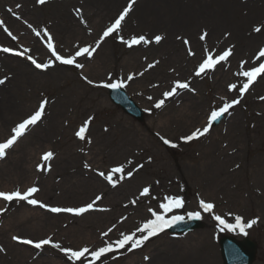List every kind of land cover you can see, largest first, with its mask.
<instances>
[{"label": "rangeland", "instance_id": "rangeland-1", "mask_svg": "<svg viewBox=\"0 0 264 264\" xmlns=\"http://www.w3.org/2000/svg\"><path fill=\"white\" fill-rule=\"evenodd\" d=\"M140 1L136 0L134 7ZM158 1L161 3L154 8V11H159L158 18L178 16L179 20L191 26V22L195 21L194 35L190 36L184 28L185 23L176 27L171 24L175 31L169 36L166 21H155L148 16L140 21L137 14L128 15L120 32L105 38L91 58L86 55L76 58L77 63L84 65L83 68H76L55 60L47 48L44 29L51 34L56 52L65 57L71 56L79 47H95L96 41L129 0H116L117 5L113 7H107V0H46L43 5L36 0H0V21H3L0 25V49L8 47L23 51L27 48L30 51L26 55H31L32 48L23 36L27 32L26 38H37L42 52L39 57L31 56L38 63L53 61L51 67L37 69L26 56H13L0 51V79L5 80L0 85V118L5 115V109H13L6 127H0V142L10 136V130L17 123L36 110L42 99L48 100L41 121L31 126L0 159V167L4 165L5 169L13 171L1 178L0 191L17 188L24 191L30 186L28 181L34 179L32 185L35 183L39 191L32 198L51 207H82L96 201L88 213L90 217L73 221L70 220L71 213H52L25 201L6 202L0 199V209H4L0 212V248L4 249L0 255L6 259L0 264H71L63 253L50 245L35 249L31 245L12 242L11 237L34 241L51 237L62 247L95 250L105 246L106 242L120 238L121 233L131 234L147 219L153 218L149 208L166 218L173 215L185 217L190 211H201V219L206 225L200 231L179 237L163 233L132 251H128L130 246H126L115 254L102 257L96 264H148L152 259L153 264H223L218 246L221 235L242 239L244 233L239 230L222 231L213 215H220L229 223H235L237 215L245 223L256 219L257 223L246 229L247 234L244 235L259 243L255 264H264V73L257 77L243 97H240L239 88L246 78L238 74L242 63L247 70L264 62V58L256 60L258 51L264 48V0H208V4L203 2L204 6H200L197 0ZM195 9L199 16L189 21L191 11ZM225 9L228 12L222 14ZM17 16L20 18L17 19ZM28 24L41 35L37 36ZM257 26L262 28L260 33L253 31ZM5 27L16 39L4 31ZM204 31L208 33L206 40L201 41V47L195 48L193 38L199 41ZM118 35L124 39L134 35H145L150 39L162 35L164 39L160 44L153 42L128 48L120 42ZM183 39L190 43L185 45ZM229 47L233 51L227 61L201 76L195 75L206 49L216 56ZM189 48L194 55H188ZM149 64L155 66L148 68ZM129 75L133 76L130 81L127 80ZM84 77L93 83L89 84ZM109 77L111 82L126 81L122 88L145 111L144 123L128 117L110 102L109 88L98 86L102 82H110ZM176 80L188 82L194 91L178 89L170 103H166L161 110L156 108L155 103L164 99L162 94L169 91ZM230 84H236L237 88L229 91ZM233 99H240V103L229 109L218 127H211L206 135L190 142L181 139L196 128H203L213 109ZM88 117L93 119L86 139L82 141L74 133ZM171 118L175 120H171L174 123L167 127L168 131L160 129L162 123ZM114 122L119 124V131L126 130L125 135L115 132ZM130 133H136L134 142L120 145V140L129 139ZM36 134H41L42 138L33 147L30 145L28 157L22 158V150ZM161 137L177 146L165 144ZM48 151L54 153L52 161L56 157H66L60 165L62 168L51 175L53 179L57 177V182L63 183L65 178L81 176L82 182H85V185L82 182L79 185L80 192L71 193L73 197L63 194L60 195L63 199L56 197L55 193L59 194L64 189L62 185L51 189L48 196L44 192L41 182L48 184L50 176L44 173L42 156ZM158 155L165 156L166 165L157 158ZM20 157L21 167L11 168ZM85 163L90 167L85 168ZM120 164L125 166L126 172L141 164L143 167L134 171L131 177L137 183L136 190L132 194V190L126 191L127 194L119 200L116 198L118 189L129 181L119 179L120 174H116L113 179L117 182L113 187L98 173L104 171L107 175L112 167ZM38 165L41 166L39 169ZM158 167L175 170L179 180L167 177L168 174L158 170ZM25 172L29 176L25 177ZM144 187L150 189L148 196L140 194ZM106 190H109L113 201L115 198L118 201L119 211L114 213V217L110 215V220L106 219L105 223L100 222L94 227L91 223L98 222L96 214H112L116 210L107 203ZM100 194L104 195L102 201L96 200ZM173 195L183 198L184 207L164 213L159 205L166 202V196ZM64 198L69 200L64 201ZM128 198L136 199L135 203L127 205ZM200 199L215 204L213 213H205L199 208ZM100 206L102 212L98 210ZM41 217L45 220L41 223L46 224V230L38 224ZM2 230L8 231L5 236L1 235ZM77 230H80L83 240L75 243L73 238L78 236ZM140 235L137 233V237ZM9 240L13 247H7ZM153 254L158 257H153ZM145 257H150L149 262H145Z\"/></svg>", "mask_w": 264, "mask_h": 264}, {"label": "snow or ice", "instance_id": "snow-or-ice-1", "mask_svg": "<svg viewBox=\"0 0 264 264\" xmlns=\"http://www.w3.org/2000/svg\"><path fill=\"white\" fill-rule=\"evenodd\" d=\"M36 2L40 5H43L46 3V0H36ZM135 3L136 0H129L127 6L124 7L123 10L117 16V18L107 26V28L104 30L103 34L101 35L100 39L96 41L95 47L92 46L79 47L78 50L73 55L65 57L56 52L51 34L48 32L47 29H44L43 34L47 39V48L51 51L52 55L55 57V60L59 61L61 64L74 65L76 68H83L84 65L77 63L76 58L82 55H86L88 58H91L93 56V53L96 52V50L100 47V44L103 42L105 38L111 36L114 33L118 34L122 28L123 22L132 11ZM17 7H20V5H17ZM8 11L12 12V9H8ZM77 12L79 13V10H77ZM13 14L15 15V13ZM19 18L20 17L17 16V19ZM81 22L84 23L83 20ZM0 25H3V21H0ZM28 27L32 29V31L37 36L41 35V32L33 28L31 24H28ZM4 31H6L9 36H12V39H16V37L13 36L12 33L6 27L4 28ZM253 31L256 33H260L262 31V28L257 26L253 28ZM207 36H208L207 31H204L199 36V39L201 41H205ZM118 39L122 44L126 45L128 48H132L134 45H141V44L148 45L153 42L156 44H160L161 41L164 39V37L162 35H155L153 38L150 39L145 35H139V36L134 35L130 39H124L122 36L118 35ZM178 39H180V37H178ZM183 43L185 45H188L190 42L187 39H183ZM0 51H3L5 53H12L13 55L16 56H26V59L31 61V63L37 69H47L51 67L53 64V61L51 60H49L46 63H38L37 60L34 59L31 55H26L30 51L27 48H25L23 51H15L12 48L5 47L0 49ZM232 51L233 49L229 47L226 50H223L218 55L213 56L212 52L206 49L205 56L202 59V62L199 63L198 67L195 70V75L201 76V74H205L207 71L214 70L218 64L228 60V58L232 55ZM194 54L195 53L192 52L191 48H189L188 55L191 56ZM261 58H264V48H261L256 55L257 61L261 60ZM156 63L159 62L157 61ZM154 66L155 64H149L148 68H152ZM262 73H264V62H261L258 64V66H253L247 70H244L242 63L241 71L238 74L242 77H245L246 82L243 83V85L239 88L240 97H243L245 92L248 91L250 86L256 81L257 77L260 76ZM84 79L87 80L89 84L93 83V81L88 80L87 77H84ZM132 79H133L132 75H129L127 77V80L129 81ZM109 81L110 82H102L98 86L115 90L124 87L126 84V81L124 80H116L115 82H111V77H109ZM4 83L5 80L0 79V85ZM236 88H237L236 84L229 85V91L235 90ZM178 89H188L190 91H194L193 89L190 88L188 82H181L179 80H176L173 82V86L171 87V89L169 91H165L162 94L164 99H160L159 101H157L155 103V107L156 108L162 107L165 103V99L176 95ZM149 99L152 98L149 97ZM262 99H264V97H262ZM239 103H240V99H233L231 100V102H225L223 103V106L213 109L210 115L208 116L207 124L203 128H196L190 134L183 136L181 139L185 142H190L192 140L199 139L200 137L206 135L210 131L214 121L219 120L225 113L229 111V109L233 108L235 105ZM47 104H48V100L42 99L33 113L28 115L25 119L17 123L11 129L10 136L3 142H0V159H3L6 156L7 150L11 149L17 143V141L25 135V133L29 130L31 126H34L39 121H41V119L45 114V108ZM92 119H93L92 117H88L86 120L83 121L79 129L75 131L74 135L78 139L82 141L86 139V133L88 132L89 125ZM161 139L165 144H171L172 147L177 146L175 144H172L170 140L164 139L163 137H161ZM88 142L90 143L91 141L89 140ZM53 156H54L53 152L51 151L45 152L42 156V160L47 162L50 159H52ZM128 163L131 164L132 161H128ZM40 167L41 166L38 165V169ZM84 167L88 168L90 167V165L85 163ZM142 167L143 165L141 164L138 165L137 168H134L133 170H129L126 172L125 166L123 164H120L112 167L110 171L107 173V175L105 174L104 171H100L98 174L101 177H104L109 184H112L113 187H115L117 181L113 179L114 175L120 174L119 179H124L125 178L124 174L126 172V176L128 178H131L134 175V171ZM38 191L39 189L35 186L28 187L24 191H21L19 188L12 191H0V199L6 202L25 201L29 205H33V206L38 205L39 207L45 208L52 213H71L77 216L86 213L89 210H92L96 202L93 201L92 203H88L82 207H51L35 198H32L34 197V194L37 193ZM140 194L142 196H148L150 194L149 187H144ZM100 199H101L100 196L96 197V200H100ZM164 199L166 202L161 203L159 205V207L163 209L164 213L171 212L173 209H180L184 207L185 202L183 198H181L180 196H176V195L166 196ZM133 203H135V201H133ZM199 208L205 213H213L215 204L200 199ZM2 211H4V209H0V212ZM149 212L151 213L153 218L147 219L143 224L137 227L134 232H132L131 234L121 233L120 238L110 243L106 242L105 246L99 247L95 250H90L87 247L78 250H74L71 247H62L60 243L53 242L51 237L42 238L37 241H34L32 239H24L19 236H13L12 239L14 241H17L25 245H31L35 249H42L44 246L50 245L52 248L57 249L61 253H63L67 257V260L71 262V264H77V262H79V264H96L97 261H100L101 258L105 256V254L113 253L120 249H124L126 246H130L127 249L128 251H132L133 249L140 248L150 238L159 235L160 233L164 232L167 228H170L174 224H177L184 220V216L181 215H173L171 216V218H166L164 214H161L157 211H153L151 208H149ZM187 216L188 219L190 220H199L201 219V211H190L187 213ZM213 219L218 222V225L221 226L222 231L225 229H227L228 231L239 230L241 233H244L245 235L247 234L245 230L251 228L253 225L257 223L256 219L250 220L245 223L243 222L242 217L238 215L235 217V223H229L226 219H224L220 215H213ZM137 233H141V235L137 237ZM104 235H107V233H104ZM3 251L4 249L0 248V252ZM145 259H148V257H145Z\"/></svg>", "mask_w": 264, "mask_h": 264}, {"label": "bare ground", "instance_id": "bare-ground-1", "mask_svg": "<svg viewBox=\"0 0 264 264\" xmlns=\"http://www.w3.org/2000/svg\"><path fill=\"white\" fill-rule=\"evenodd\" d=\"M108 1V4L109 5H107V7H113V6H115V5H117V2H116V0L114 1V0H107ZM197 1H199V3H200V6H204L203 5V2H206V4H208V0H205V1H203V0H197ZM210 2V1H209ZM103 2H101V3H99V4H102ZM161 2L160 1H158V0H141L140 2H139V4L136 6V7H134L133 6V8H135V10L134 11H131L130 12V14H129V16L130 15H132V14H137L138 15V17L137 18H139V20L140 21H142V19H144V18H146L145 16H148V17H151V18H154L155 19V21L157 20V21H162V20H164V21H166L169 25L166 27L167 28V35H169V36H171V34L175 31V28L174 27H171V24H175V27H176V25H182L183 23H185L186 24V26H184V28L185 29H187V31H188V33H190V36H192V35H194V28H195V21H192L191 22V24L193 25V26H191L190 24H188L187 25V22H184L182 19H180L179 20V18H178V16H169V15H164V14H162V15H164L163 16V18H158V16H157V13L159 12L158 10L157 11H154V8L155 7H157L158 6V4H160ZM198 9V8H197ZM197 9H195V10H192L191 11V14H190V18H189V21L191 20V19H193L195 16H199V15H197ZM134 12V13H133ZM228 12V9H225V10H223V13L222 14H224V13H227ZM183 14H185V13H183ZM159 15H161V13H159ZM136 18V19H137ZM202 19V18H201ZM203 20V19H202ZM195 33H196V31H195ZM202 34V33H201ZM200 34V35H201ZM26 35H27V32H25L24 34H23V36H24V41H26L27 43H28V45L32 48V52H31V55L32 56H34V57H39V56H41L42 55V52H41V49H40V47L37 45V38L35 39V37H32V38H26ZM193 40H195V43H194V47L195 48H197V47H201V40L199 39V41L197 40V38L196 39H194L193 38ZM179 43H180V41H179ZM175 47H178V46H175ZM48 74V73H47ZM36 75H38V76H41L40 74H36ZM260 79H258V81H259ZM257 81V82H258ZM173 97L174 96H172V97H169V98H167V99H165V103H164V105L166 104V103H170L172 100H173ZM163 105V106H164ZM162 106V107H163ZM162 107H160V108H158V109H160L161 110V108ZM6 110V112L4 113L5 115L2 117V118H0V127L1 128H5L6 127V121H7V118L9 117V115L12 113V111H13V109H11V108H7V109H5ZM173 120H175V119H173V118H171V119H167L164 123H162V126L159 124V126H161L160 127V129H162V128H165L166 130H167V127H169L170 128V126L174 123V122H172ZM166 123V124H165ZM114 128H116L115 129V132L117 133V132H120V133H123L124 135L126 134V130L123 128V130H121V131H119V124L117 123V122H114L113 123V125H112ZM11 131V130H10ZM10 131H9V129H8V134L10 133ZM168 131V130H167ZM136 133H133V134H129L128 136H130V138L129 139H127V140H125V141H123V140H120V142H119V144L120 145H124V144H126V143H131V142H134V140H133V136L135 135ZM173 138H175V136H172ZM42 138V135L41 134H36L35 135V137H34V139L31 141V142H29V144L22 150V153H21V157L23 158H26V157H28V154H29V152L31 151L30 149L31 148H28L30 145L33 147L36 143H38V141H39V139H41ZM178 140H180V137H178ZM110 144H112V141H110ZM119 148H123V147H120L119 146ZM146 152H148V149L146 150ZM112 153H114V152H112ZM21 157L20 158H18V160L17 161H15L14 163H12L13 164V167H11V168H13V169H15V168H20L21 167V164L19 163L20 162V159H21ZM71 158H72V156H70ZM99 158L101 159V157L99 156ZM157 158L158 159H160V160H162L163 161V165H166V163H167V161H166V158H165V156L164 155H158L157 156ZM8 159V158H7ZM6 159V161H8ZM58 159V157H56L55 158V160L54 161H52V160H49L48 162H43V169H45V174H49V176H50V178L48 177V184H46V183H42L41 182V184H42V186H43V189H44V192L46 193V195L48 196L49 195V191L51 190V189H53L54 187H56L57 185H62V186H64V189H62V191L59 193V194H57V193H55V195H56V197L58 198V199H63L60 195H62L63 194V196H65V195H68V197H73L72 196V194L71 193H73V195H75L77 192H80L79 190H80V187H79V185L81 184V182H82V177L80 176V177H75V178H73V179H71V178H65V180H64V182L63 183H60V182H57V177H55L54 179H53V176L51 177V175L52 174H54V173H56L55 171L57 170V169H61L62 167H60V165H61V163L64 161V160H66V157H64V155L63 156H60L59 157V159ZM2 164H4V162L2 163ZM4 166V165H3ZM3 166H1L0 167V182H2V177H5V176H8V174H12V170L10 169V168H8V169H5L6 167H3ZM159 168V167H158ZM151 170H153V169H151ZM158 170H160V171H162V172H165L166 174H168L167 175V177H171L174 181H178L179 179V175L177 174V172L175 171V170H170L168 167L166 168V167H161V168H159ZM26 175L27 176H29V173L28 172H25V177H26ZM22 178V177H21ZM52 179H53V181H52ZM68 179H69V181H68ZM125 179H126V181H129L127 184H125L122 188H120V189H118V192H117V199L119 198V200H120V198H121V196L123 195V194H127L126 193V191H129V190H132V192H131V194L136 190V188H137V183H135V182H133L132 180H131V178H128L127 176H125ZM20 180V179H19ZM23 180H24V177H23ZM91 180H93L94 182H96V180H94V179H91ZM30 182V186L29 187H33V186H35V183H34V185H32L33 184V182H34V179H32V181L31 180H29L28 181V183ZM50 183V184H49ZM84 185H85V182H82ZM97 184H99V185H101V186H104L103 184H101V183H99L98 181L96 182ZM82 185V184H81ZM68 191H70V192H68ZM41 192H42V190H41ZM39 195V194H38ZM37 195V196H38ZM105 195H106V201H107V203L108 204H110V206H112L113 207V209L114 208H116V210H114L113 211V213L112 214H108V213H106V214H96L95 215V217H96V220L98 221L97 223H91V225L92 226H97L98 225V223H100V222H104L106 219H109L110 220V215L111 216H113L114 217V213H117L118 211H119V208H118V201H116V198H115V200L113 201L112 200V195L110 194V192H109V190H106L105 191ZM100 196H101V201H102V199L104 198V195H101L100 194ZM139 198V196H137V199ZM70 199H73V198H70ZM129 199V201H128V203H127V205H133V201H135L136 199H131L130 200V198H128ZM69 200V198H64V201H68ZM113 201V202H112ZM105 207V206H104ZM98 210L99 211H103V209H102V206H100L99 208H98ZM91 216V214H88V215H85V216H83V217H81V218H71L70 217V220H73V221H78V220H84L85 218H88V217H90ZM45 219L46 218H48V219H54V217H52V216H43ZM59 218H57L56 219V221L58 220ZM24 220H27V219H24ZM41 221H45L42 217L39 219V221H38V224H39V226L41 227V228H43V229H45L46 230V224H45V226H44V224H42L41 223ZM105 223V222H104ZM77 231H78V233H77ZM77 231H75L76 233H77V235L78 236H75L74 238H73V242H77V241H80V240H83L82 239V236H81V233H80V230H77ZM8 231H4V230H2L1 231V235L2 236H5L6 235V233H7ZM73 237V236H72ZM11 241L12 242H14V240L12 239V237H11ZM7 245V247H13V245L14 244H11V242H10V240H9V243L8 244H6ZM8 249V248H7ZM9 250V249H8ZM154 255L155 254H153V257H154ZM155 257H158V255L156 254L155 255ZM149 259H150V257H148V259H145V262H149ZM1 260H3V261H5L6 259L3 257V256H1L0 255V263H1ZM153 260V259H152ZM150 261L148 264H153V261ZM42 264H50L49 262H46V263H44V262H42ZM130 264H138L137 262H131ZM142 264V263H141Z\"/></svg>", "mask_w": 264, "mask_h": 264}, {"label": "water", "instance_id": "water-1", "mask_svg": "<svg viewBox=\"0 0 264 264\" xmlns=\"http://www.w3.org/2000/svg\"><path fill=\"white\" fill-rule=\"evenodd\" d=\"M111 99L114 104L120 106L127 114L131 115L138 121L142 122L144 117L140 109L126 96V94L118 89H113ZM220 122L218 120L215 124ZM202 227L200 222H193L185 227L183 231L195 230ZM178 231V230H177ZM223 256L226 264H252L255 256V246L247 241L244 244H238L235 241H226L223 243Z\"/></svg>", "mask_w": 264, "mask_h": 264}]
</instances>
